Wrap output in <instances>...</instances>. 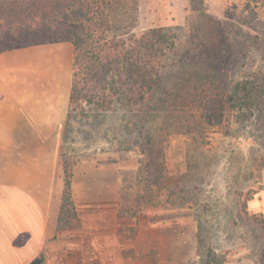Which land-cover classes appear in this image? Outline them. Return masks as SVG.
I'll list each match as a JSON object with an SVG mask.
<instances>
[{
  "label": "rangeland",
  "instance_id": "374dc122",
  "mask_svg": "<svg viewBox=\"0 0 264 264\" xmlns=\"http://www.w3.org/2000/svg\"><path fill=\"white\" fill-rule=\"evenodd\" d=\"M255 2L129 0L110 16L112 34L164 28L175 49L141 108L73 117L62 127L59 197L65 161L77 219L60 238L81 237V218L93 224L101 197L106 221L89 232L106 236L112 253L122 239L134 240L139 222H152L166 225L170 256H192L189 264H201L199 256L210 264H264V111L249 116L226 105L220 125L201 118L205 101L225 100L237 82L264 74V1ZM149 148L151 169L162 163L165 170L159 183L149 173L147 190L136 182L141 151ZM124 206L141 210L127 217ZM92 255H55L48 248L43 264H115L117 258Z\"/></svg>",
  "mask_w": 264,
  "mask_h": 264
},
{
  "label": "crops",
  "instance_id": "0c3cea01",
  "mask_svg": "<svg viewBox=\"0 0 264 264\" xmlns=\"http://www.w3.org/2000/svg\"><path fill=\"white\" fill-rule=\"evenodd\" d=\"M72 51L64 42L0 53V264H30L48 248L55 255L117 256L115 264H189L192 256H170L167 227L161 223L139 222L134 240L122 239L112 253L106 236L89 232L106 221L101 197L93 224L81 218V237L52 240L60 206L59 133L67 119ZM78 204L76 198L83 215Z\"/></svg>",
  "mask_w": 264,
  "mask_h": 264
},
{
  "label": "trees",
  "instance_id": "16d2710c",
  "mask_svg": "<svg viewBox=\"0 0 264 264\" xmlns=\"http://www.w3.org/2000/svg\"><path fill=\"white\" fill-rule=\"evenodd\" d=\"M128 1L0 0V53L44 44L67 42L72 45L71 84L64 127L69 126L73 117L88 120L91 113L135 111L149 100L160 83L163 59L175 49L174 37L164 28L148 29L140 34H112L110 16ZM225 96V100L204 102L201 118L207 125L222 123L226 105L249 116L254 110L264 111V74L257 72L237 82ZM141 153L144 159L138 168L136 185L140 181L149 190L152 188L147 184L149 173L154 175L152 180L159 183L164 177V164L158 165L159 169H151L153 148ZM61 166L63 188L52 240L62 237L63 232L70 229L71 221L77 219L72 201V171L65 161ZM123 209V213L129 211L127 217H135L136 211L141 210L126 206ZM46 252L47 249L30 264H43ZM200 258L202 263L210 264Z\"/></svg>",
  "mask_w": 264,
  "mask_h": 264
}]
</instances>
